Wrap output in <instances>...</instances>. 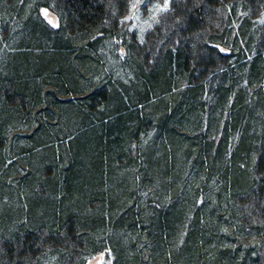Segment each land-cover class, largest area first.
I'll use <instances>...</instances> for the list:
<instances>
[{
  "label": "trees",
  "instance_id": "obj_1",
  "mask_svg": "<svg viewBox=\"0 0 264 264\" xmlns=\"http://www.w3.org/2000/svg\"><path fill=\"white\" fill-rule=\"evenodd\" d=\"M130 1L0 0V264H261L264 0H169L106 76Z\"/></svg>",
  "mask_w": 264,
  "mask_h": 264
},
{
  "label": "rangeland",
  "instance_id": "obj_2",
  "mask_svg": "<svg viewBox=\"0 0 264 264\" xmlns=\"http://www.w3.org/2000/svg\"><path fill=\"white\" fill-rule=\"evenodd\" d=\"M168 3H169V0H131L130 1V3L127 5V7L125 9H123L124 14L122 15V18H121L122 23H119L117 25V27H116L117 30H115V35H113L114 39H112L111 41H107L106 44L101 46L102 48L99 49L100 53L98 50V53L101 54V56H99V54H96L97 58L102 62L103 66H105V68H106V71H105L106 73L104 72L105 73L104 75L107 74L106 76H110L111 74L116 72V69L117 70L119 69L118 71H121L120 62H122L124 60L126 53H125V47L123 45H121L122 42L120 41V39H117V37H122V36L125 37L126 36L127 37L126 39L128 42L133 37L135 38V35H137L138 37L141 36L140 34L144 35L148 30H150L154 26V24L156 23V19L158 17L166 14L167 8H168ZM45 10L47 11V13H51L56 18V21L58 22V18L54 12H52L51 10H49L47 8L41 7L38 12H39L40 18L43 21H45L44 20ZM115 12L116 11H114V10L111 11L113 17H114ZM45 23L49 24L48 21H45ZM259 27L264 28V23H262V24L259 23ZM235 60H237V59H236V57L233 56L232 58H230L227 61L232 62ZM230 69L231 68H227L226 72L229 71ZM217 80H219V79H217ZM174 94H177V92H175V90H173V93L171 95H174ZM76 132H77L76 128L72 129L70 131H67V133H69V135H68L69 139L74 138L75 136H73V135L74 134L76 135ZM221 136H222V134L219 131H217L216 138H214V139L221 141V139H222ZM68 137L67 136L64 137L66 139L64 140L63 145L67 142ZM233 140L234 141L237 140V137L231 136V139L229 140V147H230V145H232ZM58 147H59V144L51 143V144H48V145L42 147L41 150L35 151V153L42 152L43 150H49V151L53 150L54 152H56L58 154V150H57ZM62 148L66 149L65 146H62ZM17 160H18V158H16V160L13 162V164H14L13 168L16 167V169L18 166V164L16 163ZM182 161H184V159ZM21 163L23 165L22 166L20 165L19 171L16 169H14L13 171L10 170L8 172L9 174L6 175L5 181L1 182L2 184H4L5 186L14 187L15 184L17 183L18 179L22 178L26 174V170H28V167L23 162H21ZM192 168H193L194 172H198L201 170V167L195 168L192 166ZM44 175H52V170L48 174H44ZM1 176L2 175H0V177ZM178 179H180V176ZM177 183H179L178 180H177ZM178 185L179 184H176V187ZM180 186H181V184H180ZM138 195H139V197H137L138 199L142 198V196H145V198L143 197L144 202L148 205H150L154 200V197L152 194H149V193L144 194V191H139ZM12 202L14 205H16V203H17L16 200H14ZM0 208L2 211L3 207L1 205H0ZM137 209H138V205L135 206V210H137ZM262 257H263V255H262ZM109 261H110V255H109V252L107 249V250H104L103 252L89 258L85 262V264H109ZM261 264H264V257L262 259Z\"/></svg>",
  "mask_w": 264,
  "mask_h": 264
},
{
  "label": "water",
  "instance_id": "obj_3",
  "mask_svg": "<svg viewBox=\"0 0 264 264\" xmlns=\"http://www.w3.org/2000/svg\"><path fill=\"white\" fill-rule=\"evenodd\" d=\"M44 19L48 22L52 21V23H49L52 27H55L57 25L56 18L51 13H47V15H44Z\"/></svg>",
  "mask_w": 264,
  "mask_h": 264
},
{
  "label": "snow or ice",
  "instance_id": "obj_4",
  "mask_svg": "<svg viewBox=\"0 0 264 264\" xmlns=\"http://www.w3.org/2000/svg\"><path fill=\"white\" fill-rule=\"evenodd\" d=\"M45 15H47V11L45 10ZM49 23H52V21H49ZM55 26V25H54Z\"/></svg>",
  "mask_w": 264,
  "mask_h": 264
}]
</instances>
